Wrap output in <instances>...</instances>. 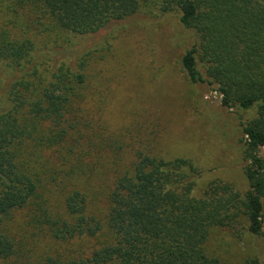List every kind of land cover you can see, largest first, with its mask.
<instances>
[{
  "label": "trees",
  "instance_id": "1",
  "mask_svg": "<svg viewBox=\"0 0 264 264\" xmlns=\"http://www.w3.org/2000/svg\"><path fill=\"white\" fill-rule=\"evenodd\" d=\"M157 9L190 32L179 63L191 84L255 110L237 141L243 190L214 181L197 194L193 159L158 156L167 144L143 105L159 87L128 98V120L108 111L115 79L100 65L123 53L82 40ZM198 131L178 146L203 151ZM219 232L254 239L243 264H264V0H0V264H220Z\"/></svg>",
  "mask_w": 264,
  "mask_h": 264
},
{
  "label": "rangeland",
  "instance_id": "2",
  "mask_svg": "<svg viewBox=\"0 0 264 264\" xmlns=\"http://www.w3.org/2000/svg\"><path fill=\"white\" fill-rule=\"evenodd\" d=\"M155 14L150 16L153 21L150 20L148 24L140 25L134 22L135 24L128 26L119 23L82 40L85 46H99L101 42L106 46V42L111 41L113 47L123 53L117 60L100 65L106 70L104 74H109L115 79L110 84L112 96L108 111L112 116L123 112L122 120H128L131 112L123 109L128 98L134 97L138 90L146 88L156 92L159 87L165 96L160 95L161 97L152 103L145 100L143 105L148 106L147 113L153 126L150 130L152 137L167 144L165 150L157 149L158 156L193 159L201 170L197 194H201L204 188L214 181L229 183L234 188L243 190L245 182L241 152L238 148L240 143L237 141L244 139L241 122L250 120L255 115V110L223 109L221 97L214 89L206 84H191L179 63L185 45L189 43L190 32L183 28L178 14H161L158 9ZM166 30L171 32L174 42L170 44L172 54L166 52L168 55L163 59L165 55L160 47L164 41L161 36ZM172 44H175L174 48ZM154 52L160 53L154 58ZM114 54L118 56V53ZM161 69L163 71L160 73ZM165 126L168 128L166 131ZM193 128L199 130L195 135V138L199 139L198 142L206 140L203 151L194 138L185 136L182 138V147L178 146L183 132ZM225 132L231 134L237 144L226 140ZM200 133L203 134V140L200 139ZM213 238L209 251L221 258L220 264H243L248 256L256 254L253 247L255 240L249 236L242 239L219 232ZM223 243L228 247H224ZM218 245L222 246L221 257L214 251V247Z\"/></svg>",
  "mask_w": 264,
  "mask_h": 264
}]
</instances>
